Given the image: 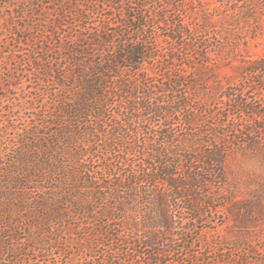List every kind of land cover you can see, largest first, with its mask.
I'll return each mask as SVG.
<instances>
[{
  "label": "trees",
  "instance_id": "16d2710c",
  "mask_svg": "<svg viewBox=\"0 0 264 264\" xmlns=\"http://www.w3.org/2000/svg\"><path fill=\"white\" fill-rule=\"evenodd\" d=\"M110 3L98 21L52 8L86 21L36 19L51 40L37 47L43 0H0V43L27 32L20 71L35 86L31 112L0 126V264L24 245L36 254L13 264H187L174 232L202 208L264 264V183L238 187L228 169L264 168V56L221 88L195 77L254 38L264 0Z\"/></svg>",
  "mask_w": 264,
  "mask_h": 264
},
{
  "label": "rangeland",
  "instance_id": "374dc122",
  "mask_svg": "<svg viewBox=\"0 0 264 264\" xmlns=\"http://www.w3.org/2000/svg\"><path fill=\"white\" fill-rule=\"evenodd\" d=\"M53 0H43V7L39 15L36 16L35 11L32 15V18L29 19L32 21V25L35 23L34 21L37 19L45 20V17L54 18V21L58 23H64L67 25L68 29L79 30L80 26L84 23L81 20V12H63L61 10L58 11L63 16V19H60L58 16H55L54 13L48 12L52 11V8L56 7L57 9L67 8V7H75L76 5H80L82 9L90 10L88 17L90 21H98L99 15H96V10L108 11L111 5L110 0H59L55 1V4L49 3ZM64 1V5L61 6L60 2ZM118 0H113L116 3ZM179 1V0H177ZM73 10V9H72ZM83 12L82 14H85ZM110 13V12H108ZM35 16V17H34ZM117 19L121 17L119 14H115ZM18 21V24H23V22L19 19H15ZM50 27V26H49ZM38 26H31L30 29H34V34L37 36L34 41L37 44V47H41L45 45L46 42H51L50 37L46 36L44 38H39L37 33ZM261 29L257 31L254 38H245L237 42L235 45L233 53L227 54V49L224 51V54H227V58H219L216 60L215 65L210 68L201 69L199 72H196L195 77L198 78L199 86H208L211 84L216 85L220 88L227 84L234 82L240 71L241 65L244 59L247 58H256L264 56V25H261ZM48 29H51L48 28ZM67 28H62L60 31L64 33L68 30ZM21 37L20 40L8 39L7 42L0 43L2 48H0V113L5 115L0 118V126L2 122L9 117L12 119L18 118L20 116L28 115V111L32 107L29 101H31L30 97L33 96L35 86L32 82L28 80V73L20 71V65L23 64V58L26 57V54L30 50V47L25 44L23 37L27 35V32L21 34L18 31L14 30ZM44 43V44H43ZM25 44V45H24ZM15 51L17 57L11 58L8 55L9 50ZM44 55V54H42ZM21 56V57H19ZM214 83H213V82ZM202 84V85H201ZM208 84V85H207ZM28 85L30 87H28ZM36 91V90H35ZM29 100V101H26ZM20 102H24L21 109H18ZM36 105H39V102H35ZM33 104V105H35ZM261 103L259 101L256 102L255 106L259 107ZM27 108V110H24ZM26 111V113H24ZM9 132L10 129H8ZM259 159H252L245 161L244 164L248 168L240 167L238 161L230 160L228 162V169L230 173V179L235 180L238 187L244 186L246 181L250 178L253 182L251 185H257L259 182L264 183V168L262 164L258 161ZM237 162V163H236ZM260 180V181H259ZM234 183V181H232ZM248 183V182H247ZM240 195H244L239 192ZM205 215L203 216V221L201 222H192L189 221L181 229H177L174 234L177 237L178 242L176 245L178 246H186L187 249L182 252V255L186 254V263L187 264H243L247 261L251 262L252 254L246 255L244 250L238 248L237 243L231 238L230 232L225 229L228 227L230 222L227 218L221 214H211L206 212V208H202ZM186 217H189L187 214ZM223 223V224H220ZM196 225L197 227H195ZM193 228V230H192ZM20 235V234H19ZM24 236V235H23ZM21 237V236H20ZM264 241V239H262ZM261 242V241H260ZM252 242L249 243L251 245ZM241 244V243H240ZM257 244H260L257 242ZM242 245V244H241ZM247 245V244H246ZM22 246V245H21ZM247 247V246H245ZM181 251V250H179ZM36 254L32 250H28L24 245L22 246V251L20 254L13 253L7 255L5 257V264H13V258L19 257V260H25L27 256H31ZM181 255L180 252H175V257ZM12 256V257H11ZM184 257V256H183ZM68 258V254H64L63 256L57 259L58 264H62L65 259ZM39 264H45V262H39ZM250 264H262L260 262L254 261Z\"/></svg>",
  "mask_w": 264,
  "mask_h": 264
}]
</instances>
